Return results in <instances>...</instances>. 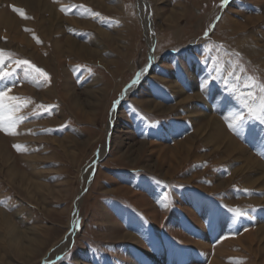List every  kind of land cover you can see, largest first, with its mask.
Segmentation results:
<instances>
[{
	"label": "rangeland",
	"instance_id": "rangeland-1",
	"mask_svg": "<svg viewBox=\"0 0 264 264\" xmlns=\"http://www.w3.org/2000/svg\"><path fill=\"white\" fill-rule=\"evenodd\" d=\"M222 2L0 0L23 118L0 131V264H264V123L228 127L264 83V0Z\"/></svg>",
	"mask_w": 264,
	"mask_h": 264
},
{
	"label": "snow or ice",
	"instance_id": "snow-or-ice-1",
	"mask_svg": "<svg viewBox=\"0 0 264 264\" xmlns=\"http://www.w3.org/2000/svg\"><path fill=\"white\" fill-rule=\"evenodd\" d=\"M227 2L228 0H223L221 7H223ZM13 11H18V9L13 8ZM205 35L207 36V32ZM3 62L4 52L3 50H0V64H3ZM15 65L16 68L22 69L25 80L36 79L37 77L43 78L45 81L49 79L48 75L43 70L35 67L28 60H16ZM142 72H146V69L142 70ZM12 75V72L0 71V81L6 80ZM140 77L141 73H138L127 87L131 88L135 86L139 82ZM244 86L250 89H257L259 95H257V92L254 91L248 92L247 97L243 102V107L247 109V117L240 115L239 113L232 116L228 127L237 136L242 134L243 126L248 117L259 121L260 123H264V83L258 82L253 77H247ZM200 90L202 94H206L208 92V87L206 86L204 80L201 81ZM9 91L10 89L5 90L0 88V131L4 132L5 134L13 135L15 134V128L17 124L20 122V119L23 118H14V113L20 110V105L17 103L19 98L9 96ZM115 103H119V101L114 102V104ZM153 127H156V125H153ZM14 147H16L19 151L21 146L15 145ZM228 211L236 218L246 215L245 212L239 209H228ZM237 264H242V262H237Z\"/></svg>",
	"mask_w": 264,
	"mask_h": 264
},
{
	"label": "bare ground",
	"instance_id": "bare-ground-1",
	"mask_svg": "<svg viewBox=\"0 0 264 264\" xmlns=\"http://www.w3.org/2000/svg\"><path fill=\"white\" fill-rule=\"evenodd\" d=\"M1 21V23L3 22V23H5V24H7V22H6V20H5V18H3V17H1V19H0ZM147 36V35H146ZM253 46V45H252ZM122 80V79H121ZM125 83V82H124ZM123 83V84H124ZM138 84V83H137ZM137 84L135 85V86H133L131 89H128L130 92L131 91H133V90H135L136 89V86H137ZM117 85V84H116ZM122 89V88H121ZM119 92V90L116 92V94ZM129 93V92H128ZM47 96V95H46ZM188 99V98H187ZM191 100V99H190ZM111 102V101H110ZM152 103V102H151ZM110 104V103H109ZM143 104V103H142ZM152 104H155V103H152ZM142 106H144V105H142ZM115 110H116V108H114V110H113V117H114V113H115ZM159 110V109H158ZM161 111V110H160ZM160 111H158V112H160ZM163 111V110H162ZM203 115V114H202ZM197 117V116H196ZM200 118V117H199ZM211 118V117H210ZM213 119H215V118H212V120ZM200 120H201V118H200ZM202 123V122H201ZM217 123V122H216ZM205 125V124H204ZM112 120H111V122H110V124H109V126H108V128H107V133H109L111 130H112ZM202 128H204V127H202ZM223 129V128H222ZM115 131H116V125H115V129H114ZM215 131V130H214ZM219 131H220V129H219ZM222 133H224V132H222ZM105 134H106V132L104 133V136H105ZM128 135V134H127ZM219 136V135H218ZM224 136V135H223ZM114 137V136H113ZM215 139V138H214ZM126 140V139H125ZM216 140H218V139H216ZM129 141V140H128ZM113 142V141H112ZM114 142H115V140H114ZM113 142V143H114ZM118 142V141H117ZM123 145H124V143H122ZM229 146V145H228ZM226 148H227V146H226ZM113 150V149H112ZM237 151V150H236ZM105 152H106V148L100 153V156H99V158H101V157H103L104 156V154H105ZM244 159V158H243ZM253 160V159H252ZM258 162V161H257ZM246 163V162H245ZM249 166H250V164H249ZM260 166V165H259ZM264 167V166H263ZM251 168V167H250ZM253 168V167H252ZM141 169H143V168H141ZM241 169V168H240ZM244 169V168H243ZM249 169V168H248ZM134 170H136V169H134ZM97 171H99V169L97 170ZM239 171V170H238ZM252 171H254V170H252ZM251 171V172H252ZM245 172H246V170H245ZM264 172V171H263ZM250 173V172H249ZM260 173V172H259ZM264 175V174H263ZM257 179H258V177H257ZM259 181V180H258ZM260 181H262V180H260ZM264 182V181H263ZM264 184V183H263ZM219 185V184H218ZM250 185V184H249ZM255 185V184H254ZM126 191V190H125ZM124 191V192H125ZM127 193V192H126ZM154 209V208H153ZM148 211V210H147ZM152 212V211H151ZM189 214V213H188ZM157 215V214H156ZM152 216V215H151ZM189 216H191V217H193V214H190ZM195 217V216H194ZM154 219V218H153ZM152 219V220H153ZM194 219V218H193ZM192 219V220H193ZM157 221V220H156ZM75 222V221H74ZM158 223V222H157ZM157 223H155V224H157ZM75 224V223H74ZM72 225V228L75 226V225ZM72 230L68 233V235L62 240V242H61V245H60V247L56 250V251H54V253H58L59 251L58 250H64L65 249V247L68 245V243L71 241V237H72ZM248 233V231L245 233V235ZM253 233V232H252ZM249 235H247L246 236V238L248 237ZM133 239V238H132ZM251 239V238H250ZM256 239V238H255ZM184 241V240H183ZM250 244V243H249ZM205 245H207V244H205ZM199 246V245H198ZM67 248V247H66ZM200 249V248H199ZM61 253V252H60Z\"/></svg>",
	"mask_w": 264,
	"mask_h": 264
},
{
	"label": "crops",
	"instance_id": "crops-1",
	"mask_svg": "<svg viewBox=\"0 0 264 264\" xmlns=\"http://www.w3.org/2000/svg\"><path fill=\"white\" fill-rule=\"evenodd\" d=\"M130 172H133V171H130ZM140 173H135L133 174L134 176H138ZM219 221H217L216 223H213L212 226H216V224L218 223Z\"/></svg>",
	"mask_w": 264,
	"mask_h": 264
}]
</instances>
